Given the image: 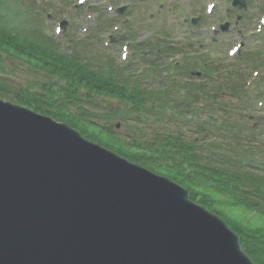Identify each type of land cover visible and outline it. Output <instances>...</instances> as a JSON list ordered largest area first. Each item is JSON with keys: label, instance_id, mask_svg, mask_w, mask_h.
I'll use <instances>...</instances> for the list:
<instances>
[{"label": "trees", "instance_id": "1", "mask_svg": "<svg viewBox=\"0 0 264 264\" xmlns=\"http://www.w3.org/2000/svg\"><path fill=\"white\" fill-rule=\"evenodd\" d=\"M1 2L0 60L31 69L32 78L13 88L1 70L0 99L65 123L84 138L169 178L188 191L191 201L225 221L254 264H264V114L249 124L247 113L256 108L255 98L243 95H258L264 110V77L252 89L244 87L250 72L264 69V55L254 59L246 51L234 66L219 67L204 55L184 54L171 64V75L165 72L171 62L159 64L172 47L157 40L134 42L131 59L116 65L87 49L79 54L77 46L87 42L63 48L33 24L19 29L7 15L27 16L28 6L20 10L17 0L10 8ZM124 38L134 39L131 29ZM138 63L145 66L140 72L134 70ZM197 70L204 81L189 77ZM177 72L189 81H176ZM178 83L184 86L183 97L172 99ZM215 119L219 124L211 125ZM239 208L253 211L259 223H238L230 210Z\"/></svg>", "mask_w": 264, "mask_h": 264}, {"label": "water", "instance_id": "2", "mask_svg": "<svg viewBox=\"0 0 264 264\" xmlns=\"http://www.w3.org/2000/svg\"><path fill=\"white\" fill-rule=\"evenodd\" d=\"M0 264L254 263L177 183L0 99Z\"/></svg>", "mask_w": 264, "mask_h": 264}, {"label": "rangeland", "instance_id": "3", "mask_svg": "<svg viewBox=\"0 0 264 264\" xmlns=\"http://www.w3.org/2000/svg\"><path fill=\"white\" fill-rule=\"evenodd\" d=\"M1 1L2 4L10 8L16 0ZM19 1L20 3L17 7L20 9L23 5L28 6L26 10L28 15H17L18 17L16 18L15 16H13V18L7 15L8 19L20 27L19 29L22 30L28 25L33 24L35 27H39L43 35L57 36L60 35L61 32L56 34V27L60 21L64 20L66 25L62 32H68V40L59 41L61 47L70 48L73 46V41L87 42L85 47L77 46V52L79 54L82 53L83 49H87L94 57L107 56L112 58L116 65L122 64L121 62L123 61L120 56V53H124L120 52L124 50V48L121 49L122 45H128V52H126L127 58H131L133 54V46L128 44V41L122 43L124 38L122 33L125 31L126 27L132 29L133 38L141 43L146 40L150 42L155 39L159 40V38L162 39L165 35H168L167 41L172 46L184 45L192 42L196 52L192 49L187 51L186 53L190 55H192L193 52L195 54L203 53L205 50L204 46L209 43L210 38L213 36L212 31L217 30L218 32L214 37L215 40L218 41V45L211 44V46L208 47H210L211 50L215 49L214 52L220 51V53H216L213 57L212 55L208 57L217 63L219 62L220 67L229 66L224 61L227 62V59L230 58L226 56V50L233 43H238V41L247 42L246 39L250 37L257 39V34L264 33V25L261 24V21L264 19V0H245L247 5L245 11L238 10L236 6L232 7L230 3L231 0H86L83 4H77V0ZM209 4H215V7L210 13L206 11V5ZM90 6L95 7V9L91 10L92 7ZM120 6H126V9L122 11L121 14H117L116 9ZM167 7H170V10L167 9ZM243 12H246V15L243 16ZM13 14L14 13H12V15ZM236 15H240V20L235 26ZM197 16L200 17L199 21L195 25H190V18ZM225 21L229 23L228 31L220 32L217 26ZM258 24H261L260 33H257ZM102 25H106L108 28L101 31V28L98 29V27ZM253 42H255V40ZM200 43L204 44L202 49L198 47ZM259 43L260 45L257 47L256 52H264V42L262 43L259 41ZM139 54H141V52L137 50V57H140ZM171 57L172 58H167V62L170 61L171 63L167 64L170 66L165 68V72H167V74L171 73L172 75L173 69L171 68V64L175 61H179L180 56L173 55ZM167 62L162 61L159 67H164ZM135 65H137L135 67L136 69H134L136 72H140V70L145 67L143 64ZM1 70L4 73V75H2L4 80L8 84H12L13 88L17 87L19 83L32 78L30 76L32 75L30 74V72H32L31 69L23 65H14L11 60H0V71ZM256 72H258V75H256ZM156 73L159 74L161 72L160 70H156ZM7 74L9 76H7ZM173 77L178 82H183L184 80L189 81L188 76L182 72L175 73ZM189 77L193 76L189 75ZM263 77L264 69L260 67L255 69L249 73L244 87L252 89L256 80H262ZM205 78L206 77H195L194 81H204ZM178 84L179 87L176 86L177 89L175 88L176 91H174V95L171 97L172 99L183 97L182 88L184 86H181L180 83ZM179 89L181 92H179ZM243 95L250 99L255 98L254 102L256 103V108L253 106V109L250 108V112L248 111L247 113L252 117L248 118L250 124L255 119L262 117L264 111L257 108L259 107L258 100L256 101L258 95L254 93L252 95L246 93ZM233 99L236 101L235 98ZM171 108L174 109V106H171ZM182 114L185 118H188L187 113ZM200 119H204V117L201 116L199 120ZM216 119L221 120L224 119V117L221 118V116H219L216 117ZM216 119L215 123L211 122L210 124L218 125L219 123ZM230 213L240 224L248 225V223H259L256 221L257 215H255L253 211L249 210V212H245L239 208L230 210Z\"/></svg>", "mask_w": 264, "mask_h": 264}, {"label": "snow or ice", "instance_id": "4", "mask_svg": "<svg viewBox=\"0 0 264 264\" xmlns=\"http://www.w3.org/2000/svg\"><path fill=\"white\" fill-rule=\"evenodd\" d=\"M79 2H80V3H83L84 0H79ZM212 10H213V6L210 4V5L208 6V11L211 12ZM235 51H236V49H233V52H235Z\"/></svg>", "mask_w": 264, "mask_h": 264}]
</instances>
